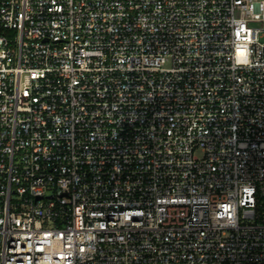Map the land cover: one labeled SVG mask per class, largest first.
<instances>
[{
  "label": "built area",
  "instance_id": "2783aa9c",
  "mask_svg": "<svg viewBox=\"0 0 264 264\" xmlns=\"http://www.w3.org/2000/svg\"><path fill=\"white\" fill-rule=\"evenodd\" d=\"M0 264H264V0H0Z\"/></svg>",
  "mask_w": 264,
  "mask_h": 264
}]
</instances>
